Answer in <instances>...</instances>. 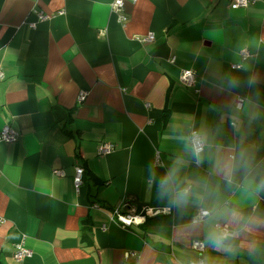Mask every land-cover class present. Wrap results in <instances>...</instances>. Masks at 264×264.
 Returning a JSON list of instances; mask_svg holds the SVG:
<instances>
[{
    "label": "crops",
    "instance_id": "obj_1",
    "mask_svg": "<svg viewBox=\"0 0 264 264\" xmlns=\"http://www.w3.org/2000/svg\"><path fill=\"white\" fill-rule=\"evenodd\" d=\"M249 1L126 0L122 23L114 0H0V264H264V227L242 234L234 257L200 252L195 209L163 206L145 179L150 163L177 152L178 125L207 123L226 144L238 136L232 109L256 89L249 139L264 157V0ZM185 69L194 85L182 82ZM234 73L241 84L229 88ZM249 75L261 83L249 89ZM6 126L15 134L2 136ZM102 143L115 148L99 154ZM115 207L145 221L124 227ZM20 244L31 252L22 261Z\"/></svg>",
    "mask_w": 264,
    "mask_h": 264
},
{
    "label": "clouds",
    "instance_id": "obj_2",
    "mask_svg": "<svg viewBox=\"0 0 264 264\" xmlns=\"http://www.w3.org/2000/svg\"><path fill=\"white\" fill-rule=\"evenodd\" d=\"M260 83L259 75L247 77L249 89ZM240 84L239 75L227 77L229 88ZM260 114L258 89L239 98L229 117L230 126L239 135L227 144L207 123L198 127L178 125L173 135L177 152L167 158V164L150 163L145 178L163 206L175 208L180 216L195 209L188 223L193 230L203 231L205 247L233 257L238 251L236 241L242 234L255 235L264 227V214L258 211L264 193V157L259 155L257 142L249 139ZM191 164L197 171H188ZM249 207L252 211L245 212ZM258 244V240L249 241V250L255 252Z\"/></svg>",
    "mask_w": 264,
    "mask_h": 264
},
{
    "label": "built area",
    "instance_id": "obj_3",
    "mask_svg": "<svg viewBox=\"0 0 264 264\" xmlns=\"http://www.w3.org/2000/svg\"><path fill=\"white\" fill-rule=\"evenodd\" d=\"M125 1L126 0H114V3H113V9L116 12H118L119 21L122 23H125L128 20V15H126V12L124 11ZM130 1L137 2L138 0H130ZM249 3H250L249 0H234V6H248ZM40 18L41 20H46L47 18H49V16L43 12H40ZM154 39H155V35L150 34L146 37L145 41L151 42V41H154ZM243 53L245 56L248 55L247 51H243ZM2 78H3V73L0 70V80ZM194 78H195V72L192 69H185L182 72L181 80L185 85H190V86L194 85ZM81 99H85V95H82ZM238 102L239 100L237 101V103ZM1 134L4 137L5 136L9 137V136L14 135L15 133L14 131L11 132L10 128L6 126L3 128ZM114 148H115V145L113 143H102L98 147V152L99 154H107V153H110ZM54 172L58 175H64V171H62L61 169H55ZM84 174H85L84 167L81 165H76L74 184L77 189H80V186L83 183ZM151 210L152 209L150 208L144 207L142 211L146 212V211H151ZM111 219L120 222V224H122L124 227H128L131 224H134V223L139 224L145 221V215L143 214V212H125L123 208L115 207L111 215ZM192 245L196 250L200 252L204 251V243L202 240L196 239L195 241H193ZM30 254H31L30 249L26 248L23 244H20L16 247L15 257L18 261H22L24 258L29 256ZM201 261L203 260L199 259L197 261H191L189 264H200Z\"/></svg>",
    "mask_w": 264,
    "mask_h": 264
}]
</instances>
